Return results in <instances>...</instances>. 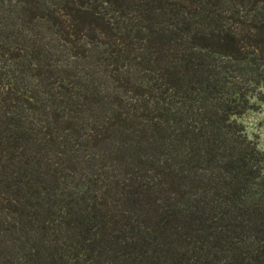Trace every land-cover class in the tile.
Segmentation results:
<instances>
[{
  "label": "trees",
  "instance_id": "16d2710c",
  "mask_svg": "<svg viewBox=\"0 0 264 264\" xmlns=\"http://www.w3.org/2000/svg\"><path fill=\"white\" fill-rule=\"evenodd\" d=\"M264 0H0V264H264Z\"/></svg>",
  "mask_w": 264,
  "mask_h": 264
},
{
  "label": "rangeland",
  "instance_id": "374dc122",
  "mask_svg": "<svg viewBox=\"0 0 264 264\" xmlns=\"http://www.w3.org/2000/svg\"><path fill=\"white\" fill-rule=\"evenodd\" d=\"M238 122L243 125L249 140L256 143L264 154V104L258 109L245 112L238 118Z\"/></svg>",
  "mask_w": 264,
  "mask_h": 264
}]
</instances>
